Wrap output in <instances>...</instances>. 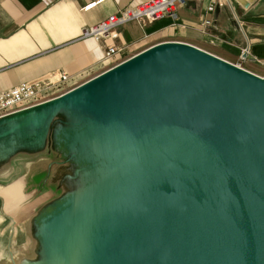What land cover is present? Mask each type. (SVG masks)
Segmentation results:
<instances>
[{"label": "water", "instance_id": "1", "mask_svg": "<svg viewBox=\"0 0 264 264\" xmlns=\"http://www.w3.org/2000/svg\"><path fill=\"white\" fill-rule=\"evenodd\" d=\"M95 77L1 118L39 130L67 104L128 144L46 218L37 264H264V80L173 41Z\"/></svg>", "mask_w": 264, "mask_h": 264}, {"label": "crops", "instance_id": "2", "mask_svg": "<svg viewBox=\"0 0 264 264\" xmlns=\"http://www.w3.org/2000/svg\"><path fill=\"white\" fill-rule=\"evenodd\" d=\"M145 1L0 0V90L67 73L66 81L40 93L50 102L145 49L171 41L243 64L264 77V0L246 7L236 0H189L177 9L176 20L130 21L104 41L81 37L83 28ZM110 46L118 52L107 56ZM18 122L0 119V134ZM119 128L88 111L57 104L39 130L19 129L0 137V264L42 261L46 218L110 174L108 157L128 145L117 137Z\"/></svg>", "mask_w": 264, "mask_h": 264}, {"label": "built area", "instance_id": "3", "mask_svg": "<svg viewBox=\"0 0 264 264\" xmlns=\"http://www.w3.org/2000/svg\"><path fill=\"white\" fill-rule=\"evenodd\" d=\"M188 1L189 0H147L134 6L122 8L97 24L83 28L81 37H89L96 41H104L111 37L113 31L118 26L130 21L149 23L166 17L176 20L177 9L181 6H185ZM208 9L213 10V6L211 5ZM117 52L118 50L114 46L107 47L106 49L107 56H112ZM246 53L247 50L244 49L242 55H246ZM239 66L241 65L239 64ZM67 79V73L54 72L47 78L32 83H21L7 90H0V119L50 100V98L47 97L41 98L39 96L40 93L46 90L49 84L64 82Z\"/></svg>", "mask_w": 264, "mask_h": 264}, {"label": "rangeland", "instance_id": "4", "mask_svg": "<svg viewBox=\"0 0 264 264\" xmlns=\"http://www.w3.org/2000/svg\"><path fill=\"white\" fill-rule=\"evenodd\" d=\"M233 64L239 65V63H233ZM240 65H241V67H244L243 64H240ZM61 93H62V92H61ZM49 97H50V96H49ZM47 98H48V97H47ZM29 104H32V103H29ZM27 105H28V104H27ZM38 105H40V104H38ZM38 105H34V106H32V107H35V106H38ZM40 240H42V239H40ZM39 242H40V241H39ZM45 243H46V248H48V247H49L48 243H47V242H45ZM41 244H42V249L45 250L46 248H45L44 242L41 241ZM119 244H120V242H114V243H111V245L108 246V253L111 254V253L115 252V249H114V248H118ZM43 250H42V251H43ZM44 256H45V253L42 252V255H40V256L38 257V259H39V260H40V259L42 260V259H44ZM12 260H13V258H12ZM13 262H14V260H13Z\"/></svg>", "mask_w": 264, "mask_h": 264}, {"label": "bare ground", "instance_id": "5", "mask_svg": "<svg viewBox=\"0 0 264 264\" xmlns=\"http://www.w3.org/2000/svg\"><path fill=\"white\" fill-rule=\"evenodd\" d=\"M206 53H208V54H210V55H212V56H214V57H216V58H218V59H220V60H222V61H224V62H226V63H228V64H230V65H232V66H235V67H237V68H239V69H241V70H244L245 72H248V73H250V74H252V75H254V76H257V77H259V78H261V79L264 80V77L259 76V75L255 74V73H253V72H250V71L246 70L244 67H241V66H239V65H236V64L230 63V62H228V61H226V60H224V59H222V58H220V57H217V56H215V55H213V54H211V53H209V52H206ZM95 78H97V77H95ZM86 82H87V81H86ZM84 83H85V82H84ZM82 84H83V83H82ZM82 84L76 86L75 89L78 88V87H80V86H82ZM48 101H49V100H48ZM48 101H46V102H48ZM46 102H44V103H46ZM42 104H43V103H42Z\"/></svg>", "mask_w": 264, "mask_h": 264}]
</instances>
